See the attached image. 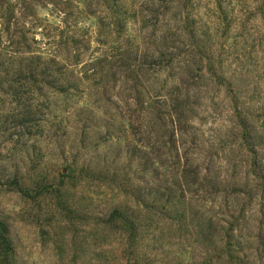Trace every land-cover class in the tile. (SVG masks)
Returning <instances> with one entry per match:
<instances>
[{
    "label": "rangeland",
    "instance_id": "obj_1",
    "mask_svg": "<svg viewBox=\"0 0 264 264\" xmlns=\"http://www.w3.org/2000/svg\"><path fill=\"white\" fill-rule=\"evenodd\" d=\"M84 2L0 0V45L8 53L18 54L24 46V38H27V42L41 51L58 53L70 60L78 59L71 66V76L78 81L74 91L63 95L32 94L37 97L34 101L39 107L38 118L43 116L42 113L52 114L48 118L53 119L55 128L49 132L42 131L39 122L20 121L15 96L11 94L18 87L9 89L7 85L0 84V216L9 224L20 264H98L94 252L95 227L89 221L84 225L72 223L74 231L63 228L64 222L50 196L24 197L8 183V176L17 172L32 177L42 171L54 176L55 182H63L74 201L83 202L93 209L102 207L107 197L122 199L113 183L94 179L78 182L64 174L69 173L73 160L80 166L84 159L99 162L104 152L106 156L113 153L107 146L109 141H104L107 132L118 136L125 134L119 122L123 115L137 121L139 105L135 104L138 99L152 101L155 107L143 113L140 132L134 142L147 143L157 158L165 159L166 145L163 141H166L167 130L171 129V121L163 100L173 93L175 72L183 74L187 67L193 70L192 73L185 77L181 75L179 79L191 88L189 101L192 112L187 131L176 136L180 163L188 162L187 167L191 170L197 166L203 168L210 179L219 174L233 173L234 179L246 180L252 187L253 178L245 165L246 158L250 157H246L247 153L239 142L235 109L223 86L205 73L207 60L199 61L191 51L192 42L204 45L205 52L215 62L220 60L226 77L238 88L237 114L245 111L254 114L250 124L253 134L258 135L257 142L261 145L257 150L264 159V14L259 12L256 0H126L134 6L132 11L146 10L148 27L136 28L141 20L134 23L131 20L133 24L129 21L127 29L119 35L108 31L110 17L102 4L96 0ZM186 13L197 28L195 41L187 39L181 32V20ZM73 38L78 42L71 48L69 44ZM164 38L169 47L189 48L190 53L184 55V63L178 61L182 54L176 55L178 57L171 66L167 63L170 48L159 47V50L166 51L159 57L158 45L164 44ZM123 49H128L130 54ZM122 55L127 56L123 58ZM143 60L145 65L141 63ZM144 86L146 94L142 90ZM32 90L29 85L21 87V100L29 96L27 94L32 97ZM90 107L96 116L105 118L114 126L109 129L103 126L88 128L84 142L80 143L75 140L79 134L76 129L79 122L76 120L80 116H73V109L93 116L87 112ZM32 144L39 159L27 158L26 153ZM81 144L89 146L79 149ZM164 164L169 166L170 162L164 161ZM261 165L264 167V162ZM234 179L231 177L232 181ZM257 180L254 182H260ZM199 202L212 212L224 214V217L229 208L236 207L243 212L249 227L256 219L264 218V187L254 189L251 196L218 194L215 199L208 196ZM248 226L244 225L242 232L246 233ZM102 242V246L112 249L110 254L113 255L116 253L113 247L119 250L121 246L119 237L113 239L109 236ZM177 243L171 250L180 249L181 245ZM81 244L85 246L86 253L78 259L74 254ZM188 244L193 252L192 261L198 260L200 250L196 243ZM251 245L250 238L243 241L244 253L250 258L254 256ZM58 247L64 251L63 254ZM109 260L111 257H102L100 262L107 264ZM256 264L264 262L260 260Z\"/></svg>",
    "mask_w": 264,
    "mask_h": 264
},
{
    "label": "trees",
    "instance_id": "obj_2",
    "mask_svg": "<svg viewBox=\"0 0 264 264\" xmlns=\"http://www.w3.org/2000/svg\"><path fill=\"white\" fill-rule=\"evenodd\" d=\"M96 1L102 4L109 14L110 19L107 24L110 33L119 35L127 29L128 23L133 24L134 21L139 22L140 20L142 23H138L136 28L148 27L149 14L146 10L140 8L132 11L135 9L134 6L126 0ZM256 1L259 4V12L264 14V0ZM80 2L85 3L84 0ZM161 13L163 14V11ZM181 22V32L183 31L187 39L195 41L197 28L190 22L189 13H186ZM77 42L73 38L69 45L73 48ZM162 43L158 45L159 57L164 56L166 52L163 49L159 50V47L170 48L167 63L171 66L173 60L181 54L183 56L178 57V61L182 60L181 62L184 63V55L190 53L189 48L179 50L177 46L169 47L165 38L163 45ZM23 44L18 54L13 55L0 45V84L7 85L9 89L18 87V90L11 94L15 96V107L18 110L17 114L20 115V121L39 122L42 131L44 129L49 132L55 125L53 119L48 118L52 114L42 113L43 116L38 118L39 107L34 101L37 97L32 94L63 95L74 91L78 81L71 76V66L75 65L78 59L75 57L70 60L67 56L58 53L41 51L27 42V38H24ZM191 46L193 48L191 51L198 56L199 61L207 60V65L204 66L205 73L209 74L214 82L223 86L225 95L229 98L232 108L235 109V115L238 117L239 142L247 153L246 157H250L246 158L245 165L248 174L253 178L252 187L246 180L241 181L238 177L234 179L233 173L219 174L213 177L214 179H210L203 168L197 166L195 170H191L189 166L187 167L188 162L180 163L181 155L178 151L176 136L178 133L183 134L187 131L192 108L189 101L191 88L183 85L184 80L180 81L179 78L181 75L190 76L193 70L188 67L185 68L183 74L175 72L173 93L163 100V106H166L171 121V129L167 130L166 141H163L166 145L165 159L157 158L147 143L134 142L140 132L143 113L155 107L152 101L138 99L135 105H139V111L135 119L139 122L123 115L119 125L125 134L118 136L106 130L108 134L104 141H109L107 146L113 153L106 156L104 152L103 159L99 162H93L90 158L84 159L80 166L73 160L69 173L64 174L78 182L83 179H94L99 182L113 183L123 196L122 199H108L107 197L102 207L93 209L84 205L83 202L74 201L67 188L63 187V182H55L54 176H49L42 171L32 177L19 175L17 172L8 176V183L24 197L50 196L64 222L63 228L74 231L71 229L74 226L72 223L84 225L91 221L95 227L94 252L99 261L98 264H102L100 262L102 257L106 259L111 257L112 260H109L107 264H184V260H187V264H192L191 262L196 264H256V261L260 260L264 262V234L262 233L264 218L256 219L249 227L240 209L229 208L224 217V214L222 216L212 212L205 208V204L199 202L208 196L215 199L218 194L227 197L241 194L251 196L254 189L264 187V167L261 165L264 159L257 150L261 145L257 142L258 135L253 134V126L250 124L254 114L247 111L237 114L238 88L226 77L221 61L212 60L213 58L209 57V53L205 52V46L201 43L192 42ZM123 51L130 52L128 49H123ZM126 56L122 55L123 58ZM141 63L146 64L145 60ZM199 70L202 69L199 68ZM24 85H29L33 89L32 97L27 94L29 96L21 100L22 92L19 90ZM142 90L145 94L147 93L145 86ZM73 111V116H80L79 120H76L79 122L76 128L79 134L75 137V140H79L80 143L84 142L85 131L88 128L97 129L103 126L109 129L114 126L105 118L96 116L91 107L87 108V112L92 113L93 116L81 114L82 111L77 112L75 108ZM81 145L79 149L89 146V144ZM33 149L34 144L28 148L27 158L39 159ZM61 153L65 154V152ZM78 154L77 151L76 155ZM164 161H169L172 167L165 165ZM256 180L260 182H254ZM238 205L240 207L242 202ZM244 225L249 228L246 233L242 232ZM109 236L113 239L119 237L121 241L119 250L113 247L115 255L110 254L112 249L102 246V240ZM82 237L85 239L86 235ZM249 238L252 241L249 247L254 249V256L251 258L244 253L246 247L243 246V241ZM179 242L187 243V247ZM189 242L192 245L195 242L199 248L198 260L192 261L193 252L188 248ZM174 243L181 245L179 250H171ZM58 249L60 254L64 253L59 247ZM76 250L77 253L74 255L78 259L86 253L83 244L80 245V249ZM0 264H20L10 237L9 224L2 216H0Z\"/></svg>",
    "mask_w": 264,
    "mask_h": 264
}]
</instances>
